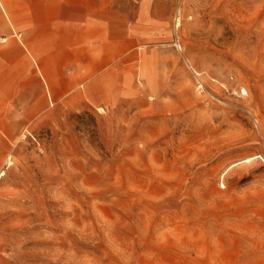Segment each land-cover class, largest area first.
I'll list each match as a JSON object with an SVG mask.
<instances>
[{"label":"rangeland","instance_id":"374dc122","mask_svg":"<svg viewBox=\"0 0 264 264\" xmlns=\"http://www.w3.org/2000/svg\"><path fill=\"white\" fill-rule=\"evenodd\" d=\"M88 1L120 56L10 145L0 264H264V0Z\"/></svg>","mask_w":264,"mask_h":264},{"label":"crops","instance_id":"0c3cea01","mask_svg":"<svg viewBox=\"0 0 264 264\" xmlns=\"http://www.w3.org/2000/svg\"><path fill=\"white\" fill-rule=\"evenodd\" d=\"M104 16V2L0 0V167L42 116L97 93L120 56L118 28L115 37Z\"/></svg>","mask_w":264,"mask_h":264},{"label":"bare ground","instance_id":"6f19581e","mask_svg":"<svg viewBox=\"0 0 264 264\" xmlns=\"http://www.w3.org/2000/svg\"><path fill=\"white\" fill-rule=\"evenodd\" d=\"M11 165H12V163L11 162H8L7 167L9 168ZM2 175H3V173L1 174V176Z\"/></svg>","mask_w":264,"mask_h":264},{"label":"built area","instance_id":"2783aa9c","mask_svg":"<svg viewBox=\"0 0 264 264\" xmlns=\"http://www.w3.org/2000/svg\"><path fill=\"white\" fill-rule=\"evenodd\" d=\"M5 42V40L4 39H0V43H4ZM40 151V153L42 152V150H39Z\"/></svg>","mask_w":264,"mask_h":264}]
</instances>
